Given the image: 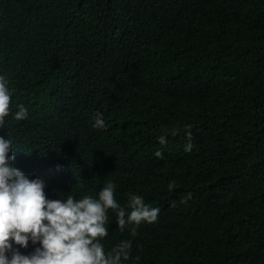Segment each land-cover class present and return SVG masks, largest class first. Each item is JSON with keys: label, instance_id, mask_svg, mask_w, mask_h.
<instances>
[{"label": "trees", "instance_id": "1", "mask_svg": "<svg viewBox=\"0 0 264 264\" xmlns=\"http://www.w3.org/2000/svg\"><path fill=\"white\" fill-rule=\"evenodd\" d=\"M0 73L28 110L0 135L49 196L159 208L123 232L109 209L105 250L264 264V0H0Z\"/></svg>", "mask_w": 264, "mask_h": 264}, {"label": "clouds", "instance_id": "2", "mask_svg": "<svg viewBox=\"0 0 264 264\" xmlns=\"http://www.w3.org/2000/svg\"><path fill=\"white\" fill-rule=\"evenodd\" d=\"M11 96L9 80L0 73V129L10 114L17 121L28 115L23 104L12 111ZM92 119L94 128L105 126L102 113ZM157 141L160 145L167 142L165 135ZM191 148L189 139L184 150ZM13 149L11 138L0 135V264H126L130 260L131 240H122L110 250L101 243L108 235V210L115 213V224L123 232L128 225L154 222L159 208L135 192L127 195V206H121L111 180L94 196L77 198L57 192L53 198L46 193L42 178L14 166Z\"/></svg>", "mask_w": 264, "mask_h": 264}]
</instances>
